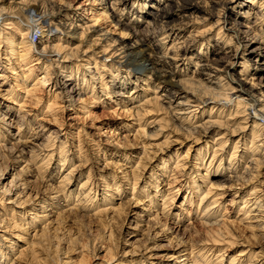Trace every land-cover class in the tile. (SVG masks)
I'll list each match as a JSON object with an SVG mask.
<instances>
[{
	"label": "bare ground",
	"instance_id": "bare-ground-1",
	"mask_svg": "<svg viewBox=\"0 0 264 264\" xmlns=\"http://www.w3.org/2000/svg\"><path fill=\"white\" fill-rule=\"evenodd\" d=\"M86 1L74 5L76 9L71 11L73 8L67 7L59 0H0V52L1 48L7 44L6 50L3 51L4 54L0 53V62L9 61L8 63L11 65L9 72L15 75L11 80L9 75L1 74L2 70H0V80L3 85L10 84L7 90L0 88V98L4 100L0 101V108L6 109V111L0 110V115H3V118H0L3 123V126H0V148L9 150L8 147H5V143L10 141L9 136L13 135L9 132L12 125L10 122L14 119L8 116V111L12 112L15 107H11L9 103L20 107L19 109L23 112L24 106L28 104H40L44 99L41 92H45L48 96L44 105L47 107V111L42 112L44 115L52 113L54 121L58 120L57 114L59 113L57 112L62 111L61 113H63L65 110L72 109V106H75L76 113L90 112V106L80 103L81 101L85 103L88 98L85 100L84 96L87 97L91 93L94 100L96 97L103 104L114 103L116 110L123 104L128 116L131 117V120H135L136 126H138L137 133L148 134L150 138L157 134L154 131H147V127L161 130L166 127L165 121L166 123L174 122V119L181 123L179 125L174 123L176 131H184L189 136L196 135L195 138L199 141L202 139L197 135H204L208 138V134L211 135L212 130L216 131L219 128L216 136L213 137L214 140L212 139V144L210 140L205 139L204 144L196 148L195 163L198 169L203 167L205 171L197 179L190 180L191 178H188L186 182L188 194H185L184 202L176 206L175 212L168 213L169 207L175 202V197L180 190H183L184 185L178 181V178L187 177V173H190L191 168L187 164L188 162H185L190 155L189 149L184 156L182 152L178 151L176 157L172 154L169 159L163 158L162 162L158 164L161 173L164 172L162 175L166 176L169 172L168 166L171 162L173 164L172 170L175 172L173 171L167 176L169 190L166 191L168 193L159 189L160 183L154 177L155 174H150V180H152L150 184L154 188L153 193L148 189L149 185L146 183L140 190H137L139 182L137 172L134 171L130 177L128 175H124V177L128 178L127 181L132 184L130 193L132 197L135 196L137 200L147 197L151 204H162L163 213L173 215L175 223L188 220L187 227L189 226L192 231L189 234L191 243L188 244L189 248L185 247V243L179 245V249L174 254V257L179 260L174 264H224L226 252L229 249L232 252L238 247L240 238L235 236V230L230 225L232 223L228 222L231 221L226 217L228 208L221 204L223 193L214 191L213 188L218 183L214 182L212 178L225 175L226 170L229 169L225 168L224 161L228 155L227 148H229L230 141L233 143L231 149H234L228 162L232 169L230 172L239 173L243 165H246V169L250 168L247 163L251 161L252 164H256V167L264 163V99L261 98L264 97V85L261 82H255L257 79L255 75L264 74V30L262 28L264 22H259L261 17L259 10L255 11V7L259 5L260 8H263L264 0H165L162 7L160 6L162 0ZM130 3H132L135 12L129 19L131 11L127 10V6ZM101 4L104 5L98 9L93 6L97 7ZM216 5L220 9L214 12ZM208 7L211 9L209 15L205 10ZM149 8H152L150 13L147 12ZM204 10L206 16L203 20L206 17H214L217 21L207 28L204 25L202 29H193L187 36H184L183 31L190 28L188 20L183 26L172 25V21L169 20L174 14H179L190 20H197L199 18L198 15H195L196 12ZM241 10L244 11L241 12ZM231 12H233L231 15L235 14L236 16L243 14L247 22H240L233 17L229 18ZM142 13L148 14V18L145 20L147 24L145 28H135L144 19ZM86 14L87 16H85ZM106 17L111 18L109 22H115L116 25L124 27L123 32L128 28L135 30L133 34L135 41L125 39L122 32L119 39H112L110 33L104 30L103 23H101L102 20H106ZM134 25L136 26L133 27ZM155 28H159L162 34L156 36V31H152ZM37 29L40 30L41 35L34 39ZM144 30L146 34L150 32L145 35L146 37H142ZM214 33L218 36L217 43L223 44L221 48L224 50L220 52V49H217L216 56L210 63L204 62L203 59L197 60L194 69H190L188 65H190V58H192L195 47L202 44L200 53L205 54L217 45V43L213 44L215 41H211V44L206 43V41L210 42ZM208 38L209 40H207ZM234 40L238 44H235ZM208 45L210 48H207ZM204 46L206 49L203 50ZM221 53H225L229 58L224 60L220 56ZM256 63H262L261 67ZM133 67L140 69L133 72ZM235 67L241 69L240 76L233 78L232 83L224 82L225 76L222 73L226 72L225 75L229 76V73L232 72L231 74L234 75ZM136 75L140 82L136 83L135 88L127 94V83ZM162 84L165 89L162 91H167L169 87L175 89L168 105L163 103L165 99L163 94H160L161 90L159 89ZM248 85H250L249 88ZM177 93L186 94L185 102H175V97L180 96ZM65 97H67L65 102L68 105L59 103L60 101L64 102ZM190 101L195 102L197 108L184 113L185 109L195 106L190 105ZM78 103L80 104L79 108H77ZM207 103L215 105L211 107V110H203L202 114L200 113L201 115L198 116L197 109ZM234 104L236 107L232 113L229 106H234ZM160 111L165 112L163 114ZM30 112V109L27 110L18 120L24 121L25 115ZM155 112L160 113L158 116L161 115V117L150 118L149 116ZM206 113L208 119L200 125L194 126L195 119L198 117L201 120ZM169 114L172 117L166 119ZM241 114H244L242 115L244 120H240ZM73 118L76 117L69 119ZM8 120L11 121L7 122ZM30 120L22 122L20 126L16 124L15 129H17L19 141L28 135L26 130L30 126ZM129 126L132 125L128 122L124 123V127ZM69 127H72V124ZM37 128H40L39 132L31 134L36 135V137L33 136L36 144L34 143L29 150H26V147L19 149L16 158L25 159L26 154L29 155V160L26 158L24 163L29 161L27 162L29 169L35 171L41 178L47 176L52 179L56 177V173L60 172L56 190L51 197L54 208L62 209V214L72 212L76 213V216L93 213L99 217L101 226L109 231L108 218L105 214H108L106 212L110 208L113 211L116 209L113 201L114 195L119 192L117 196L122 197L125 193L124 188L121 189V186L117 185L112 189L109 187L110 190L106 185L103 196L97 199L94 190L96 186L91 179L92 172L90 171L86 179L82 180L85 177L79 168L81 165L75 161L77 159L75 152L81 156L83 154L81 138L76 144L72 141L70 143L69 137L73 139L71 129L67 133L60 134L59 131H51V128H46L42 122ZM220 128L227 129V131H222ZM237 131L240 138L233 141L229 135H235ZM170 139L167 134V142H173ZM144 152L146 153L145 150ZM83 159H80L81 163H88ZM56 163L59 166H56ZM25 167L21 169L22 172L28 170ZM245 170L244 173L247 171ZM251 170L254 171V167ZM253 175L252 172L250 176ZM19 176L16 173L9 184L0 186V209L4 211V214L0 215V227H2L0 232H3L0 234V264H42L41 254L35 249L36 243L33 242L34 240H28L27 234L31 227L37 229L40 225L45 224L48 214L45 209L42 213H36L35 207L38 204L30 209L22 207L20 210L17 209L19 205H24V201L14 197L17 192L14 193L11 187L16 186L22 189V185H25L17 186L19 182L16 180L20 179ZM234 177L240 181L248 176L235 174ZM78 179L80 180L77 185L80 186L79 191L74 187ZM179 182L182 184L181 186ZM218 186L220 187V185ZM257 191L258 189L254 186L252 191L244 196V203L239 209L240 222L253 216L264 217L261 213L255 212H264V203L262 204ZM63 206L68 209L65 210ZM122 207L116 210L120 211ZM4 215L8 217V222L2 219ZM252 220L247 222V227L255 228V223H251ZM259 225L264 227V222ZM47 228L49 227L45 224L43 229H40L42 230L40 242L48 241L50 243L51 237L48 232L51 233ZM35 229L33 230L36 231ZM186 229L188 230V228ZM112 234L111 230L108 240L112 239ZM25 241L27 243L23 244ZM72 242L73 245H70L65 253L72 254L76 249H80V251H76L80 256L75 259L70 255L67 258L68 261L65 262L67 264H107L109 261L116 260L112 241L106 247L104 244L99 248L105 252L103 257L107 262L96 261L93 263L89 262V258H93L95 253L85 250L87 247L81 241H78L79 243ZM77 245L81 246L77 247ZM238 251L237 255H231L227 259L229 264H258L255 263L258 258V253L255 251L244 248L238 249ZM97 255L98 253L95 257ZM135 261L134 263L133 261L120 260L119 264H143L145 262V260Z\"/></svg>",
	"mask_w": 264,
	"mask_h": 264
},
{
	"label": "rangeland",
	"instance_id": "rangeland-1",
	"mask_svg": "<svg viewBox=\"0 0 264 264\" xmlns=\"http://www.w3.org/2000/svg\"><path fill=\"white\" fill-rule=\"evenodd\" d=\"M59 1H61L67 7L70 6V8H73L71 10V11H73L76 9L74 5H78L80 2H85L86 0H59ZM74 1H76L77 3ZM86 2H89V0H87ZM165 2H166L165 0H162L160 3V6L162 7L165 4ZM132 3H130V5L127 6L128 7L127 10L131 11L129 13L130 14L128 17L129 19L133 15V13L135 12L133 6L131 5ZM104 4H101L97 7L95 5H93V6L98 9V8H101L100 6H102ZM217 6L218 5H216L214 12L216 10L220 9L219 6L218 7ZM205 10L209 15L210 10H211L210 7L205 8ZM205 10L196 12L195 15H198V18H199L197 20L196 19L190 20L189 18L182 17L179 14L172 15V17L169 20H171L172 25H175V26H179V25L183 26L184 23L189 21L188 23L190 24L189 25L190 28L188 30L183 31L184 36H187L189 34V32L192 31L193 29H198V28L202 29L204 27V25H206L205 27L207 28V27L215 24V22L217 20L214 17L213 18L206 17L205 20H203V18L206 16ZM258 10H259V14H260L259 16L261 17L259 22L260 23L264 22V7L260 8L259 5H256L255 11H258ZM150 11H152V8H149L147 12L150 13ZM242 11H244V10H241V12ZM232 13L233 12L229 13V16H228L229 18L233 17L234 19L240 20V22L241 21H243L244 23L247 22V20L244 18L243 14H241V16H240V14H238L236 16L235 14L231 15ZM139 15H140V13H139ZM142 15H143L142 18H144L143 21H141V23L138 24L137 26L134 25L133 27L136 26L135 28L138 27L139 29L145 28V26L147 24V22H145V20L148 18V14L145 13V15H144L142 13ZM85 16H87V14ZM145 16H146V18H145ZM109 20H111V18L106 17V20L105 19L102 20L101 23H103L104 30L108 31L110 33V35L112 36V39H114V40H116L117 38L119 39V37L122 34H124L125 39L127 38V40L132 41V42L135 41V38L133 37L135 30L128 28V30L127 29L124 30V32H125L124 33L123 32L124 27H121L119 24L116 25L115 22H111V21L109 22ZM184 20H185V22H183ZM252 20L254 21V19H252ZM33 25H35V24H33ZM262 28L264 30V27H262ZM151 29H150V32H151ZM155 29H153L152 31H154V32L156 31V33H155L156 36H157V34L158 35L162 34V32L159 31L160 30L159 28H155ZM54 31H55V29H54ZM35 32H36V34L34 35V39L38 38V36L41 35V32L39 29H37ZM121 32H122V34H121ZM143 32H144V34L142 33V37H146L145 35L150 33V32H147V34H146L145 30ZM183 33H182V35H183ZM217 38H218L217 34L214 33V35L211 36L210 42L206 41V43L211 44V41H213V42L215 41V43H213V44L216 45V43H217L216 39ZM207 40H209V38ZM155 42H157V41H155ZM234 43L238 44V43H236V40H234ZM200 45H202V44H199L197 47H195V51H193L192 58H190V65H188V67L190 69L191 68L194 69L195 63L197 60L200 61L203 59L204 62L210 63V61H212V59H214V57L216 56L217 49H220V52L224 50V48H221L223 46V44L217 43V45L215 47H212L211 50H209L207 53L201 54L200 53ZM6 47H7V44L5 45L4 48H1L2 49L0 52L1 54H4L3 51L6 50ZM263 47H264V45H263ZM207 48H210V46L208 45ZM232 48H235V47H232ZM204 49H206L205 46H204L203 50ZM218 53H219V51H218ZM2 56H4V55H2ZM220 56H222L224 60H227L229 58V56H227L225 53H221ZM8 62L9 61H7V60L3 61V63L0 62V70H2L1 74L9 75V78L12 80L13 76H15V75H13L9 72V71H11L10 70L11 65H9ZM224 63H226V61H224ZM261 64L262 63H260V64L256 63V65H258V66H260ZM136 69H140V68L139 67L138 68L133 67L132 71L135 72ZM240 70L241 69L239 67H235V69H233L234 75H232L231 74L232 72H231V73H229V76L225 75V74H227L226 72L222 73V75L225 76L224 82L232 83L233 78H236V76H240ZM255 78H257L255 80V82H257V83L261 82L264 85V74H262V73L257 74V75H255ZM138 82H140V81H138L137 75H136V77H133L131 80H129V83H127V86H126V91H128L127 94H129L130 91H132L135 88V85ZM2 85H3V82H2V80H0V88L1 89L7 90L10 87V84L3 85V86ZM249 86L250 85H248V88H249ZM163 87H164V84H162L161 88L159 89V90H161L160 94L161 95L163 94V96H164L163 98L165 99V101H163V103L168 105L170 99L172 98L171 95H173V93H175V91H174L175 89L174 88L170 89V87H169V88H167V91H162V90H165V89H163ZM41 93H42L44 99L40 102V104H38V105H34V104L29 105L28 104L27 106H24L23 112L19 109L20 107H18L16 105H12V103H9L11 107H15V108H13L12 112L8 111V116L13 118L14 120L13 121H11V120L7 121V122L11 121L10 123H12V125L10 126L11 129H10L9 133L13 134V135L9 136L10 141L5 143V145H6L5 147L6 148L8 147L7 149H9V150H4V149L2 150L1 149L2 147L0 148V172H1L0 186L9 184L10 180L13 178V176L16 173L19 174L21 177L19 176L20 181L16 180V182H19V183H17V186H20V184H25V185H22V189L19 187L17 188L16 186L11 187V188H13L12 191L14 193L17 192L14 195V197L16 199L19 198V200H21L22 202L24 201L23 202L24 205H22V206L19 205L17 209L20 210V207H22L23 209H30L34 205L38 204L35 207L37 209V210H35V212L36 213H39V212L42 213L43 210L45 209L46 214H48L47 215L48 220L46 221L45 224H47V226L49 227L47 229L51 233V234H49V232H48V235H50V237H51L50 243H48V241L44 242V243L42 241L41 242L39 241L41 231H42L40 229H43V226L45 224L40 225V227H38L37 229L31 227L28 234H27L28 240H30V241L34 240L33 242L36 243L35 249H37V251H39V253L41 254L42 264H67L65 262L68 261L67 258L70 255L75 257V259L78 258L80 256V254L76 253V251L77 250L80 251V249H76V251L73 252L74 254L73 253L72 254L65 253L68 251V250L66 251V249L68 247H70V245H73L72 241H74V242H78V241L80 242L81 241V243H83L84 245H86L85 247H87V248H85V250H87L90 253H92V252L95 253V254H93L94 255L93 258H89L90 263H93L96 261L107 262V260L103 257V254H105V252L101 251L99 248L101 245L104 246V244H105L104 247H106L111 241H112L111 243L113 245L112 247H114L113 249H114L115 254H116V257H115L116 260H114L112 262L109 261L107 264H119L120 260H122V261L128 260L129 262L133 261L134 263L136 262L135 260H139L138 262L145 260V262L143 264H174L175 261H178L179 258L174 257V254H176L175 252H177V250L179 249L178 248L179 245H184V243H185V247L189 248V245L191 243L189 234L192 231L189 229V226L187 227L188 220L186 219L184 222L182 221L179 223L178 222L175 223V221L173 219V215H167V214L163 213L162 204L161 205L151 204L149 202L150 199L147 197L141 198V200L140 199L137 200V198L135 196L132 197V195L130 194L132 192V190H131L132 184L130 181H127L128 178L124 177V175H128L130 177L133 175L134 171H135V173L137 172L138 173L137 175L139 178V182L137 183L138 184L137 190H140L141 187L144 185V183H146L149 185L148 189H150V191H152V193H153L154 188L150 184L152 181V180H150V174L151 173L153 175L155 174L154 177H156L158 182L160 183L159 189L162 190V192H165L167 189L169 190V188H168L169 185L167 184L169 179L167 176H168V174H171L174 171V170H172L173 164L171 162L170 165L168 166L169 172H168L167 176L162 175V173H164V172L161 173L160 167H159L160 165L158 166V164L162 162L163 158L169 159L170 156H172V154H174L176 157V153L178 151H180V153L182 152L183 153L182 155L184 156V154H187V151L189 149L190 155L185 162L186 163L188 162L187 164L191 168L190 173H187V177L183 176V177L178 178L179 179L178 181H180L184 185L183 190H180L179 194L175 197V202L172 204L171 207H169L168 213L175 212L176 206H179L181 204V202H184L185 194H188L187 183H186L188 178H191L190 180H192L193 178L197 179L200 177L202 172L205 171V169L203 167H202L203 169L202 168L198 169V167L195 163L196 161L194 159V156L197 152L196 148L198 146H201L202 144H204L205 139L210 140V143L212 144V142L214 140L213 137L216 136L217 130L219 128L218 129L215 128L216 131L212 130L211 135L208 134V138L205 137L204 135H197V136H201L202 140L199 141L195 138L196 135H190V136H193V137H190L189 135H186L184 133V131H176L174 129V126H173L174 123L176 122V124H178V125L181 123L174 119V122L170 121L169 123H166V121L165 122L163 121L164 125H166V127L162 128L161 130H155V128L153 129V128L147 127L146 128L147 131H150V132L154 131L155 134H157V136L154 135V136H151V138H150V136L148 134L146 135L143 133V135H142V134L137 133L138 126H136L135 120H131V117L128 116V113L123 108V104H121V106H119V109L116 110V105H114V103H111L112 106L109 104H103L96 97L94 100L91 96V93H89L87 97L84 96L85 100H86V98H88L85 103L83 101H81V103L79 102L81 105L90 106L89 107L91 109L90 112H88L86 114H84L83 112H77L76 113V108H74L75 106H72L71 107L72 109L65 110L63 113H61L62 111L57 112V113H59V114H57L58 120L54 121V118L51 115L52 113H47L44 115L42 112V111H45V112L47 111V107L44 105L46 104L45 99L48 96L46 95L45 92L44 93L41 92ZM258 93L259 92H257V95H259ZM177 95H180V96L175 97V99H176L175 102H177V103L179 101L185 102L186 98H184V97L186 96V94L177 93ZM114 97H117V96H114ZM66 98L67 97L64 98V102L60 101L59 103H61L62 105H64L66 103V105H68V103L65 102ZM103 98H104V96L102 97V99ZM261 98L264 99V97H261ZM0 101H4V100L0 98ZM8 101H10V100L8 99ZM79 103L77 104L78 105L77 108H79V105H80ZM6 104H7V102H6ZM190 105H192V106L195 105V106L191 107L190 109H185L183 111L184 113L188 112L194 108H197L195 102L190 101ZM214 105L215 104H213V103H207L206 105L203 104L201 108L197 109V111H198L197 115L200 116L202 114L201 112L203 110H211V107H213ZM185 106H188V105H185ZM229 107L231 108V110H232L231 112L233 113L234 109L236 107L235 104H234V106L231 105ZM29 109L31 110L30 113L34 116L29 115L30 113H27L25 115L26 117H25L24 121L18 120ZM0 110L6 111V109H4V108L3 109L0 108ZM161 112H163V114H164L165 111H160V113ZM160 113L155 112L152 115H150L149 117L150 118L161 117V115L158 116V114H160ZM19 114H20V116H19ZM253 114H255V113L253 112ZM214 115L216 116V114H214ZM242 115H244V114H241L240 120H244L243 119L244 116H242ZM74 116L76 118H73L72 120L69 119V118H72ZM171 117H172L171 114H169L168 118H166V119H170ZM0 118L2 119L3 115L2 116L0 115ZM29 119H31L29 121L30 126L26 130V133L28 135H26V137H24V138H21V141H19V139L17 137V129H15V126H17L18 124H19L18 126H20V124H22V122L25 123ZM206 119H208L207 113H206V115L202 116L201 120L197 117L194 121V122H196L194 124V126L200 125L202 122H205ZM199 120H200V122H199ZM40 122H42L43 125H46V128H51V131H56V132L59 131L60 134L67 133V131L69 129H71V131L73 132V135H72L73 139H71V137H69L70 143L74 142L76 144V143H78V139L81 138L82 147H83V150H82L83 154L81 156V154L78 155L79 153L75 152L76 158H77V159H75V161L77 164L81 165L79 168L81 169V171L83 173V177H85L82 180L86 179V177L88 176L90 171L92 172V174H91L92 178L91 179H92V183L96 186L94 190L96 192L95 194L97 196V199H100L103 196L106 185L108 186L107 189H110V188L112 189L115 186L117 187V185L121 186V189L124 188L125 193L123 194V196L122 197L117 196V195H119V192H118L116 195H114V199H113L115 208L121 209V207L123 206L122 210L118 211L119 209L118 210L115 209L113 211V209L110 208L109 211L106 212L108 214L107 215L105 214V216H107V218H108L107 219L108 220V223H107L108 226L107 227L109 228V231L106 230L103 226H101V221H100L99 217H97V215H95L93 213H89V214H85V215L81 214V215L76 216V213L73 214L72 212H69L71 215L69 213H63L64 214L63 215L62 209L54 208L51 197H53L52 195L56 190L57 183H58L57 178H58L60 172H59V174L56 173L57 174V175L55 174L56 177L52 178V179H50V177H47V176H45L46 178L45 177L41 178V176H39V174H36L35 171H32L29 169L30 167L27 166V164H28L27 162H29V161L24 163L26 158L29 160V155L26 154L25 159L24 158H21V159L18 158L23 163L17 162V161H19L16 158L18 155L17 152L19 151V149L26 147V150H29L30 147H32V145L34 143L36 144L34 137H33V136L36 137V135H31V134L39 132L41 127L37 128V126L40 125ZM127 122L130 123L132 126L124 127V123H127ZM62 123L64 125L61 126L60 124H62ZM71 124H72V127H69ZM0 126H3V123H1V121H0ZM60 126L62 127L61 130L59 129ZM32 128H34V129H32ZM185 128H186V126H185ZM220 129L222 131H227V129H222V128H220ZM197 130H199V129H197ZM228 131H230V129H228ZM238 133L239 132L237 131V133L235 135L230 134L229 135L230 139H233V141H235L238 138H240ZM167 134L169 135V138L172 139V140L171 139L170 140L173 142H170V141H169L170 143L167 142V140H166ZM165 140H166V142H165ZM70 143H69V145H70ZM163 143H166L167 145H165V144L163 145ZM232 147H233V143H231V141H230L229 142V148H227L228 149V155H226V159L224 161L225 168L226 167L229 168L226 170V174L222 175L220 177H217V178H212L214 180V182L218 183L216 185L217 188H216V186L213 188L214 191H217L218 193H220V192L223 193V195L221 197V202H222L221 204H223V206L228 208V213H227L228 216H226V217L229 218L228 220H231L228 222L232 223V224H230V223L229 224L232 225L231 226L232 229L235 230V233H236L235 236L238 237V239L239 238L241 239V240L239 239V243L237 245L238 247H236L232 252L230 249L228 252H226L224 264H229L227 259H229V257L231 255L232 256L237 255L239 252L238 249H241V248L242 249L244 248L247 250H253V252L255 251V253H258V256H257L258 258H256L255 263H258V264L263 263L264 264V227L259 225V223L264 222V217L253 216L252 218H248V219H245L244 221L240 222L241 214L239 213L240 212L239 209L242 206V204L244 203V199H245L244 196L249 194L252 191L254 186L256 187V189H258L257 195L261 197L262 204L264 203V163L260 164V166L256 167V164H254V163L252 164V161H251V162L247 163V165H249L250 168L246 169V165H243V168L241 166L242 169L239 173L230 172V170L232 171V169H230V165H228V162H229V157L231 155V152H233V150H234V149H231ZM144 150L146 151V153L144 152ZM239 153H240V151H239ZM79 158L80 159L84 158L83 159L84 162L88 161V163H86V162L84 164H83V162L81 163ZM144 164H146V165H144ZM56 166H59V164L57 165V163H56ZM24 167H25V169L28 168V170H25L22 172L21 169ZM252 167H254V171L251 170ZM136 168H138V169H136ZM244 170L246 171L247 175H246V173H244ZM248 172H249V174H248ZM252 172L254 173V175L250 176ZM2 173H4V175H2ZM188 174L189 175L192 174V175L189 176ZM235 174L236 175L241 174V175L248 176V177H246L245 179L242 178L239 181V180H237V177H234ZM229 176H231V177H229ZM38 178H40V179H38ZM231 179H233V180H231ZM104 180H106V181L104 182ZM72 181H73V179H72ZM78 181H80V180L78 179L75 182L74 187H76L77 190L79 191L80 186H77ZM177 182H175L176 185H178ZM181 183H180V186L182 185ZM218 185H220V187ZM165 193H168V191H166ZM40 201H42V202H40ZM160 203H162V202H160ZM42 206H43V208H42ZM63 207L65 210L68 209L65 206H63ZM263 210H264V207H263ZM122 211H123V213H122ZM255 212H257L259 214L261 213L262 216H264L263 211H255ZM1 214L2 215L4 214V211L2 209H0V215ZM15 216H16V212H15ZM7 218L8 217L5 215L2 216V219L5 220L6 222L9 221ZM250 219L251 220L253 219L251 223H255L254 224L255 228H252V227L250 228V227L246 226V225H248L247 222L251 221ZM254 219H256V220H254ZM257 219H259L258 220L259 222L257 221ZM233 220L235 221V223H233L234 222ZM1 228L2 227H0V230H1ZM186 228H188V230ZM33 229H35L36 231H34ZM111 230H112L113 234L111 237L112 239H109L110 240L109 241L108 240V238H109L108 234L111 232ZM1 233H3V232H0V234ZM107 240H108V242H107ZM26 243H27V241H25L23 244H26ZM79 246H81V245H77V247H79ZM97 253H98V255H97V257H95V255ZM242 258H244V256H242Z\"/></svg>",
	"mask_w": 264,
	"mask_h": 264
}]
</instances>
